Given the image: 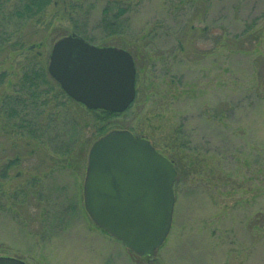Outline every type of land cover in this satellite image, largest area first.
<instances>
[{
  "label": "rangeland",
  "instance_id": "obj_1",
  "mask_svg": "<svg viewBox=\"0 0 264 264\" xmlns=\"http://www.w3.org/2000/svg\"><path fill=\"white\" fill-rule=\"evenodd\" d=\"M20 1H0V257L264 264V0H121L111 35L98 26L113 0H56L33 19ZM67 8L92 44L131 54L123 113L85 108L48 74L54 42L74 32ZM112 130L149 140L176 169L169 234L150 258L85 210L89 148Z\"/></svg>",
  "mask_w": 264,
  "mask_h": 264
},
{
  "label": "water",
  "instance_id": "obj_2",
  "mask_svg": "<svg viewBox=\"0 0 264 264\" xmlns=\"http://www.w3.org/2000/svg\"><path fill=\"white\" fill-rule=\"evenodd\" d=\"M49 75L88 109L124 112L135 98V65L118 47L97 46L76 34L53 44ZM176 169L148 140L127 130L96 139L87 155L85 210L95 225L140 258L165 241L174 208ZM0 264H26L0 257Z\"/></svg>",
  "mask_w": 264,
  "mask_h": 264
},
{
  "label": "trees",
  "instance_id": "obj_3",
  "mask_svg": "<svg viewBox=\"0 0 264 264\" xmlns=\"http://www.w3.org/2000/svg\"><path fill=\"white\" fill-rule=\"evenodd\" d=\"M1 2H5V0H0ZM24 1V2H23ZM56 0H21L20 1V5L16 6V8L18 9V11L20 10V12L23 14L21 15L23 16H28L26 19H33L37 16H40V12L43 11V9L47 8L51 5V4H55ZM63 3L66 4L68 3L67 0H63ZM121 3V0H113L110 3L107 4L106 7H104L103 9V19L99 22V26L100 28H103L104 30L108 31L107 35H111V34H117L119 33L122 29L121 27L123 25H121V23H117V19L121 16V14L124 12V9H122L119 4ZM22 6V7H21ZM73 7V6H72ZM18 11H16V13H18ZM62 11H66V9L62 10ZM67 15H69L70 19L72 20L73 24V34H76L78 36L83 37L84 39H86L87 41L90 40V38L88 37V35L86 33H84V30L79 27V25H77L76 23V18L73 17L72 12L73 9L71 8H67ZM107 14H112L113 15V22H109L108 20H106V15ZM20 17V16H19ZM87 17V16H86ZM85 17V19H86ZM85 22V21H83ZM91 43V41H89ZM2 46L0 44V50H1ZM104 114L107 115H115V113H111V112H104L102 111Z\"/></svg>",
  "mask_w": 264,
  "mask_h": 264
}]
</instances>
